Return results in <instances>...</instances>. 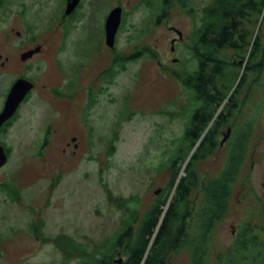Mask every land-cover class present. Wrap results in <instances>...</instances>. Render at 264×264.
<instances>
[{
	"label": "rangeland",
	"instance_id": "1",
	"mask_svg": "<svg viewBox=\"0 0 264 264\" xmlns=\"http://www.w3.org/2000/svg\"><path fill=\"white\" fill-rule=\"evenodd\" d=\"M60 1L14 0L9 4L11 18L6 25L1 23L13 31L28 29L38 42L44 39V52L38 58L50 62L51 72L41 81L56 91L53 95L37 89L29 109L21 112L2 137L9 154L0 168V264H83L79 253L66 257L51 238L69 237L90 253L96 246L104 247L126 217L127 208L115 202L133 201L127 206L136 216L135 227L150 207L154 192L161 189L165 194L178 167L176 182L184 176L189 187L197 185L198 179L216 178L224 167L232 130L249 119L253 121L252 140L238 169L229 206L209 233V264H215L217 256L232 248L244 221L255 232L257 227L264 228V70L255 81L248 78L247 101L239 96V111L216 132L219 143L228 129L227 141L218 145L215 155L200 162L192 160L183 174L189 156L179 164L186 145L182 135L194 104L173 73L195 69L187 46L198 27L200 10L212 0H186L191 15L173 4L157 21L159 0H80L65 39L57 23L59 15L64 17ZM21 5L26 9L18 15ZM114 7L122 10L112 44L115 54L141 51V45L149 52L126 61L120 69L116 66L108 82L95 81L93 88L99 90L94 102L85 106L82 87L95 80L112 55L104 45L103 25ZM171 29L180 33V41ZM244 29L248 40L255 36L260 47L264 46V13L261 23H244ZM171 39L178 41L172 51ZM220 54L238 60L230 50ZM91 55L94 61L88 62ZM79 65L83 67L78 69ZM65 84L72 85L74 97L67 99L62 94ZM191 170L198 179L193 176L189 185ZM200 194L196 187L187 196L194 211ZM172 195L173 189L168 199ZM184 228L189 241L198 235L196 220L185 221ZM35 232L39 237H34ZM258 239L263 243V234ZM189 255L184 246L166 264H190ZM119 258L115 256L110 264H120ZM221 258L222 264L228 260L241 264L231 252ZM261 258L256 264H264ZM93 260L88 264H95Z\"/></svg>",
	"mask_w": 264,
	"mask_h": 264
},
{
	"label": "trees",
	"instance_id": "2",
	"mask_svg": "<svg viewBox=\"0 0 264 264\" xmlns=\"http://www.w3.org/2000/svg\"><path fill=\"white\" fill-rule=\"evenodd\" d=\"M185 2L186 0H159L160 8L156 21L161 18L160 16L166 15V11L173 4L187 15H191V10L185 8ZM200 11L198 27L194 32L196 36L194 39L200 42V45L196 49H192L191 45L187 46L193 53L195 69L173 73L189 93L190 101L194 104L182 135L186 145L179 164L183 165L182 162L189 156L184 164L183 174L192 160L194 163L200 162L215 155L218 147L215 140L216 132L227 126L228 119L239 111L241 105L237 103L239 96H242V101H247L245 83L248 78L255 81L256 76L264 70V46L260 47L255 36L251 39L250 35L248 40L244 29V23L247 25L251 22L261 23L264 0H212ZM224 50L232 51L238 60L222 57L220 53ZM147 52L149 50L142 49L126 56L117 55L115 64L120 69L126 61H132L133 58ZM222 102H225V105L217 112ZM213 119L212 128L208 127ZM252 124L253 121L247 119L232 130L227 141L228 154L224 167L216 178L200 180L191 170L188 184L193 183V176L199 183L192 187L186 186L184 176L178 177L176 182L179 170L176 162L177 171L172 175L163 199L158 205L150 206L135 227L136 216L133 209L127 206L133 201L115 202L118 206L127 208L126 217L122 220L117 234L104 247L96 246L90 253L69 237L57 236L51 238V241L59 246L66 257L79 253L83 264H88L91 258L95 264H110V260L115 256L122 257L118 259L120 264H166L169 256L178 253L184 246L189 250L190 264H209L207 252L209 233L229 206L238 169L241 167L244 154L247 153L248 143L252 140ZM46 136L47 134L41 141L42 148L47 142ZM5 154L7 156L9 154L7 148ZM196 187L200 188L201 194L199 207L194 211L193 203L189 205L186 199ZM171 189L174 195L171 196L172 199H168ZM261 212L264 215V208ZM188 220H196L198 230V235L190 241L184 228V223ZM254 228L248 221L240 224L234 245L225 253L237 254L241 264H256L261 257L264 262V242L258 239L259 234H263L264 237V228L257 227L256 232ZM29 229L34 231L32 226ZM33 234L34 237H39L36 232ZM203 244L207 246L203 248ZM224 254L217 256L215 264H222L221 257ZM226 264L234 263L228 260Z\"/></svg>",
	"mask_w": 264,
	"mask_h": 264
},
{
	"label": "flooded vegetation",
	"instance_id": "3",
	"mask_svg": "<svg viewBox=\"0 0 264 264\" xmlns=\"http://www.w3.org/2000/svg\"><path fill=\"white\" fill-rule=\"evenodd\" d=\"M79 1H78V4L74 7V9L69 15H66V16L63 15L65 18L63 17L62 19H60V15L58 16L57 23H60L63 28L61 30L62 35H63V37L61 36V39L66 38L68 28L70 26V20H72L74 17V14L79 11V8H80ZM13 2L14 0H0V27L2 25H6V20L9 18L10 10H11V7H9V4L10 3L12 4ZM65 2L66 0L60 1V5H62V7L64 8H65ZM6 6H8L9 10ZM4 7L7 10H4L3 9ZM64 8H63L62 13L64 12ZM21 9H22L21 11L19 10L17 11L18 15L19 13H22L23 10L25 11L26 8L23 5H21ZM120 16L122 17V13ZM120 19L122 21V18ZM28 32H29L28 29L27 31L22 30V32H20V31H13L12 28H7L3 26L0 29V112L4 108V104L7 98L6 96L8 95L13 85L14 86L16 85V83L19 85V90L21 94L20 95L21 99L16 109H14V113L12 114V116L9 117L7 120H5V122L0 124V146L3 147L4 152H6V149L3 145L2 137H4L6 131L11 127V125L13 124L12 122L18 120V117L21 114V112L26 109H29V105L31 104L33 99L37 98L36 96L37 89H39L42 92L43 91L50 92V93L52 92L53 95H54V92L56 91L54 90L51 84L41 81L42 77L49 75V73L51 72L50 62L47 63L46 59H42V58L39 59L41 54L44 52L43 51L44 39L41 40V42L40 41L38 42V40H36V36L30 35ZM194 32H196V29H194L190 34L192 37L190 41V45L192 49L193 48L196 49L200 45V42H197V40L195 41L194 39L196 38ZM193 34L194 36H192ZM173 40L174 39H171L170 41V51H172L173 49L172 45L180 41L181 38L180 39L177 38L178 41H175V40L173 41ZM140 48L143 49L144 51L149 50L147 47L144 48L142 45L139 47V49ZM108 54H112V55H111V58H110V61L107 67L98 72V76L95 77L94 81L92 80L91 82L87 83L85 86L82 87V89L85 90V93H84L85 95L82 100L84 101L83 103H86L85 106H88L89 104L94 102L95 94L99 90V87L93 88L94 82L97 81L98 79H101L104 82H108V79H110L115 73V69H116L115 57L117 55L114 52L113 46L111 48H108ZM92 57L94 56L91 55L87 61L93 62L94 60L92 59ZM81 67L83 66L79 65L78 69H81ZM67 88H68V85L65 84L62 94L66 95L65 97L67 99H69L71 95H72L71 97H74L75 92L74 90H72V85L68 89ZM85 106H83V109L81 108L82 112L85 110L86 108ZM163 196L164 195L162 194L161 189L156 190L154 192V197L152 199V203L150 204V206L158 205L160 201L163 199ZM186 201H188V199H186Z\"/></svg>",
	"mask_w": 264,
	"mask_h": 264
},
{
	"label": "water",
	"instance_id": "4",
	"mask_svg": "<svg viewBox=\"0 0 264 264\" xmlns=\"http://www.w3.org/2000/svg\"><path fill=\"white\" fill-rule=\"evenodd\" d=\"M79 0H66L65 2V8H64V12L63 15H69L72 10L74 9V7L78 4ZM120 14H121V8L118 7H114L113 9H111L107 16L105 17V21H104V44L105 46H107L108 48L112 47L113 41H114V34L116 32V30L119 27V22H120ZM173 30L176 35L177 38L180 39V33L177 30L171 29ZM20 90H19V85L16 83V85L11 88V90L9 91L8 95L6 96V101L4 104V108L3 110L0 112V124L5 122V120H7L9 117L12 116V114L14 113V109H16L19 101H20ZM229 130L227 129L225 135L223 136V138L221 139L222 141H220L219 145H222V143L224 141H226V138L228 136ZM72 141V140H71ZM6 159L7 156L4 152V149L2 146H0V168L5 165L6 163Z\"/></svg>",
	"mask_w": 264,
	"mask_h": 264
}]
</instances>
